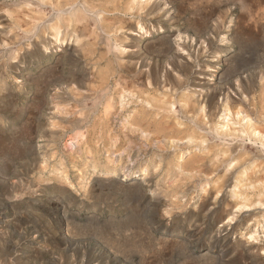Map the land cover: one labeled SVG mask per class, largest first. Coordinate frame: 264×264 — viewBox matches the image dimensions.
<instances>
[{"label": "rangeland", "instance_id": "374dc122", "mask_svg": "<svg viewBox=\"0 0 264 264\" xmlns=\"http://www.w3.org/2000/svg\"><path fill=\"white\" fill-rule=\"evenodd\" d=\"M0 264H264V0H0Z\"/></svg>", "mask_w": 264, "mask_h": 264}, {"label": "bare ground", "instance_id": "6f19581e", "mask_svg": "<svg viewBox=\"0 0 264 264\" xmlns=\"http://www.w3.org/2000/svg\"><path fill=\"white\" fill-rule=\"evenodd\" d=\"M71 1V0H70ZM71 4V3H70ZM77 4V3H76ZM61 5V4H60ZM72 7V6H71ZM65 9H67V8H65ZM96 13V12H95ZM98 18V17H97ZM52 19V18H51ZM59 19V18H58ZM51 25V24H50ZM141 26V25H140ZM54 29V28H53ZM186 30V29H185ZM57 35V34H56ZM59 35V34H58ZM58 38V37H57ZM56 38V39H57ZM45 46V45H44ZM59 49V48H58ZM73 58V57H72ZM70 59V58H69ZM36 60H38V59H36ZM259 130V129H258ZM256 132V131H255Z\"/></svg>", "mask_w": 264, "mask_h": 264}]
</instances>
